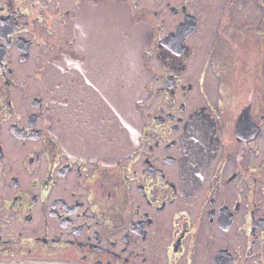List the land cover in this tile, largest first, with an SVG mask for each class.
Instances as JSON below:
<instances>
[{"label": "flooded vegetation", "instance_id": "obj_1", "mask_svg": "<svg viewBox=\"0 0 264 264\" xmlns=\"http://www.w3.org/2000/svg\"><path fill=\"white\" fill-rule=\"evenodd\" d=\"M87 1L0 0V259L264 264V0H119L151 34L150 77L110 163L69 154L47 118L46 64ZM75 72L60 124L108 121L109 75Z\"/></svg>", "mask_w": 264, "mask_h": 264}, {"label": "water", "instance_id": "obj_2", "mask_svg": "<svg viewBox=\"0 0 264 264\" xmlns=\"http://www.w3.org/2000/svg\"><path fill=\"white\" fill-rule=\"evenodd\" d=\"M130 22L127 8L119 0H91L77 7L68 21L75 39L71 47L51 58L43 81L54 93L47 110L51 133L69 154L114 162L128 154L137 143L141 118L138 103L147 94L150 70L141 51L151 34L141 22V37ZM86 37V38H85ZM88 41V45H87ZM82 50L83 57L77 51ZM99 66L109 75L108 121L98 120L92 128H79L78 121L60 124L59 104L63 95L74 93L76 67ZM105 84L102 90L104 92ZM71 97H74L71 94ZM0 264H80L64 258H1Z\"/></svg>", "mask_w": 264, "mask_h": 264}]
</instances>
